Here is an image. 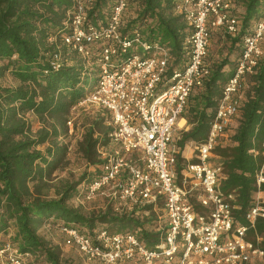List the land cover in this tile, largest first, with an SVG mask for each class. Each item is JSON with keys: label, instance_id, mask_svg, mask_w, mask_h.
Masks as SVG:
<instances>
[{"label": "trees", "instance_id": "16d2710c", "mask_svg": "<svg viewBox=\"0 0 264 264\" xmlns=\"http://www.w3.org/2000/svg\"><path fill=\"white\" fill-rule=\"evenodd\" d=\"M76 1L0 0V78L8 72L18 81L15 87L0 85V236L5 237L0 240V247L9 244L23 255L26 264L32 255L39 256L44 264H63L56 248L38 234L39 228L47 223L59 222L60 228H76L92 237L108 230V226L113 232L137 231L139 239L150 247L156 245L162 232L152 233L139 219L116 215L110 208L85 216L68 205L70 199L81 196L84 185L101 174L99 165L105 159L94 160V155L96 147L109 141L112 128L103 125L108 116L94 120L80 146L84 157L95 165L92 176L81 177L77 188L74 183L65 185L55 198L44 191L45 181L66 152L57 140L73 107L93 90L99 74L98 50L108 43L100 38L87 44L90 56H84L74 48V43L64 41ZM119 1L86 2L83 26L104 27ZM232 1L235 7L231 14L238 20V32L229 34L224 26L209 30L205 57L209 73L188 97L182 117L189 128L181 131L176 140L180 149L206 139L223 87L239 64L243 37L264 16V0ZM124 3L118 31L121 37L132 40V46L122 58L130 54L148 57L163 49L169 55L171 69L184 66L192 27L186 14L176 10L177 0H124ZM213 30H221L230 45L239 50L235 65L228 72L224 70L227 60L213 66L208 59ZM135 39L146 48L135 43ZM55 54L60 58L58 66L53 64ZM238 93L240 107L233 117L234 124L225 129L214 152L222 166L220 189L235 194L240 206L238 219L243 223L241 213L257 190L256 174L264 163V54L251 72L242 75ZM28 114L43 123L34 133ZM44 144L41 150L39 146ZM260 190L264 191V182ZM147 209L150 208L142 210ZM255 229L264 234V219L256 221ZM0 262L8 264L7 254L0 256Z\"/></svg>", "mask_w": 264, "mask_h": 264}, {"label": "built area", "instance_id": "2783aa9c", "mask_svg": "<svg viewBox=\"0 0 264 264\" xmlns=\"http://www.w3.org/2000/svg\"><path fill=\"white\" fill-rule=\"evenodd\" d=\"M89 1H76L64 41L74 43L84 56H90L87 44L100 38L108 43L98 50L99 74L93 90L72 110L91 105L105 112L114 149L101 153L105 159L99 165L101 174L84 185L75 200L88 203L104 197L114 214L136 219L159 209L163 226L154 247L139 239L137 231L103 229L92 237L62 227L65 245L99 264H264V234L255 229L256 221L264 219V191L260 190L264 163L256 174L257 190L241 213L242 223L235 194L220 189L222 166L214 161V149L239 111L240 78L264 54V16L244 35L239 64L223 87L206 139L194 143L187 158L176 143L175 131L188 130L182 117L188 97L209 73L205 57L210 28L224 26L229 34L238 32V20L231 14L235 4L232 0H177L175 8L186 14L192 33L185 65L171 69L163 49L148 57L122 58L132 46V40L118 31L124 0L114 5L102 28L83 26L84 4ZM135 43L146 48L138 39ZM54 58L58 66L59 55ZM66 124L71 133L72 120ZM4 254L8 264H26L9 244L0 247V256Z\"/></svg>", "mask_w": 264, "mask_h": 264}, {"label": "rangeland", "instance_id": "374dc122", "mask_svg": "<svg viewBox=\"0 0 264 264\" xmlns=\"http://www.w3.org/2000/svg\"><path fill=\"white\" fill-rule=\"evenodd\" d=\"M239 8V5H238ZM238 49L230 45L228 38L223 34L221 30H213L211 33L209 56L208 59L210 63L214 66L224 60L228 61V65L224 67V70L228 72L231 70L232 65H235L236 55ZM18 81L14 77L5 72L2 78H0V85L15 87ZM106 116V113L96 109L91 105L78 106L75 110H72L68 116L72 120V131L69 132V128L65 125L62 130L61 136L58 138L57 143L59 146H64L66 152L64 156L60 159L58 165L54 170H52L51 177L45 182L47 183V188L44 189L46 194L50 198H55L57 196L56 192L60 191L67 184H76L78 187L81 177L90 178L92 173L95 171L94 163H90L82 154L80 146L84 140L85 134L91 128L95 119H101ZM28 120L31 122L32 133L39 130L43 125L42 120H39L35 115H26ZM183 121L179 123L182 126ZM104 126H108V120L103 121ZM96 130V129H95ZM181 132L179 129L175 131V139L178 138ZM94 136H98L95 133ZM46 144L40 145L39 148L43 150ZM114 149V144L111 143L110 139L104 146H98L95 149V159H103L102 152L109 153ZM192 150H194V143L192 146H186L184 154L187 158H190ZM217 162V160H214ZM31 185V184H30ZM68 205L80 210L85 216H90L93 212L104 211L108 208H112L107 204L104 197L96 198L95 200L88 203H81L78 200L70 199ZM114 213V212H113ZM136 219V218H135ZM139 221L144 224V227L150 232L155 233L161 230L163 226L162 212L157 209L156 212L149 210L148 214L146 212L139 216ZM108 230L113 232L112 228L108 226ZM38 234L50 245L56 248L60 255V259L63 264H99L97 262L89 261L84 258L77 249L73 247L66 246L63 239L64 233L61 231L59 222L47 223L42 225ZM4 236H0V240H4ZM2 264V262H0ZM27 264H44L39 256L32 255L28 259Z\"/></svg>", "mask_w": 264, "mask_h": 264}, {"label": "crops", "instance_id": "0c3cea01", "mask_svg": "<svg viewBox=\"0 0 264 264\" xmlns=\"http://www.w3.org/2000/svg\"><path fill=\"white\" fill-rule=\"evenodd\" d=\"M185 122H186V121H185ZM185 126H186L187 128H189V126H188L187 123L185 124ZM192 144H193V143H188V144H186V145L184 146V148L182 149L183 152L185 151L186 146H192Z\"/></svg>", "mask_w": 264, "mask_h": 264}]
</instances>
